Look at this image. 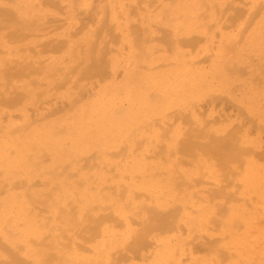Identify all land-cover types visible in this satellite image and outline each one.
Wrapping results in <instances>:
<instances>
[{
	"label": "bare ground",
	"instance_id": "bare-ground-1",
	"mask_svg": "<svg viewBox=\"0 0 264 264\" xmlns=\"http://www.w3.org/2000/svg\"><path fill=\"white\" fill-rule=\"evenodd\" d=\"M0 264H264V0H0Z\"/></svg>",
	"mask_w": 264,
	"mask_h": 264
}]
</instances>
